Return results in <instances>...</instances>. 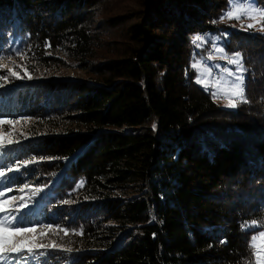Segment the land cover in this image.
<instances>
[{
  "label": "trees",
  "instance_id": "trees-1",
  "mask_svg": "<svg viewBox=\"0 0 264 264\" xmlns=\"http://www.w3.org/2000/svg\"><path fill=\"white\" fill-rule=\"evenodd\" d=\"M104 2L0 0V63L24 66L23 79L0 89V119H26L30 131L0 148V168L17 169L0 178V192L17 199L16 226H51L44 245H55L0 264H255L264 34L221 19L228 0H140L109 17ZM111 29L118 40H108ZM217 37L226 53L242 54L236 111L191 69ZM67 69L84 79L45 72ZM36 70L43 78L26 83Z\"/></svg>",
  "mask_w": 264,
  "mask_h": 264
},
{
  "label": "rangeland",
  "instance_id": "rangeland-1",
  "mask_svg": "<svg viewBox=\"0 0 264 264\" xmlns=\"http://www.w3.org/2000/svg\"><path fill=\"white\" fill-rule=\"evenodd\" d=\"M246 0H228V6H229V10L232 8V6L234 4L239 3L241 6L243 5H247V4H251L253 7H256L258 9H264L262 7H259L257 5L256 0H247V2H244ZM140 4V0H105V2L103 3V5L100 6V9L102 11V13L104 14V16H115V15H126L129 13L134 12V10H137ZM226 21L230 22L232 24L233 28H238L240 30L246 31V32H253V33H263L264 34V19H261L259 16H256V21H259L258 23L254 22L252 19H248L246 18L244 15H241L240 19H228L225 18ZM93 20L97 21L98 18H94ZM248 24H254V27L252 28H247L246 26ZM112 32L108 35V40H118L119 39V33L117 30H113L111 29ZM120 30V32H122V29H118ZM107 31V30H106ZM214 45L212 47L208 48V55L207 56H196L194 57V59L191 62V69L194 71L195 75H194V80L196 82L197 80V76H201V73L203 71L204 68H208L211 69V76L208 77L209 80H221L222 82L219 85V88L221 90H226V89H230L232 87V85L239 83V81L236 79L238 76H242L243 77V85H244V71H237V65L235 64H229L228 60L231 58H234L236 53H240V52H234V53H226V51L224 50V48L221 46V44L224 42V38H215L213 40ZM220 48L223 49L222 52H217L215 51V49ZM211 57V58H209ZM240 57H241V63H242V54L240 53ZM199 62L201 65L200 69L194 68L192 65ZM0 76H4V75H8V69H12L16 72H20L22 71V67L24 68V66L22 65V62H15V63H10V62H1L0 63ZM36 69H40V68H36ZM225 69L230 70L233 75L229 76L227 75V73L224 71ZM244 69V68H243ZM41 70V69H40ZM40 70H36L39 76L34 77L31 76L32 79L37 78V79H41L43 78V76L41 74H43L42 72H39ZM45 72L49 73L47 76H52V78L54 79H61V80H67V79H71V80H77V79H84V73H82L79 70H72V69H67V70H59L57 72H52L50 73V71L46 70ZM20 75V74H19ZM42 77H41V76ZM21 76V75H20ZM201 78L203 79V76H201ZM9 82L5 83L3 81H0V84H2L3 86L0 87V89L6 88L8 86V84H10V81H13V79H16L15 77H10ZM32 80L28 79V81H25L26 83L31 82ZM197 83V82H196ZM200 87H202L204 90L205 86L202 85L201 83H197ZM206 91H210L211 94L214 91H217V88L212 87L211 85L208 86ZM216 102H218L222 108L228 109V110H233L236 111L238 104L241 102V100H239L238 98H234L237 99V103H236V107H228V99L222 94V92L218 93V98H214ZM19 121V123H16L14 125H2L0 126V131H2L5 135H7L8 133H11V135L8 137L9 139H12L14 141V143H17L18 141H26V139L28 138L29 134V122L25 119V120H17ZM3 193L7 192V191H2ZM11 199V196L9 195H3L0 196V200L3 201H9ZM17 200V199H16ZM12 209L14 207V202L12 203ZM9 215V213H0V218L4 217L5 215ZM9 218H11V216L9 215ZM255 226V225H254ZM253 226V227H254ZM37 229V243H48L51 244L52 242L50 241V237L48 236V232L46 235H44L43 237L39 236V231L42 228H35ZM260 233V232H259ZM259 233H257L256 235H258ZM261 241H257V244L260 245Z\"/></svg>",
  "mask_w": 264,
  "mask_h": 264
},
{
  "label": "snow or ice",
  "instance_id": "snow-or-ice-1",
  "mask_svg": "<svg viewBox=\"0 0 264 264\" xmlns=\"http://www.w3.org/2000/svg\"><path fill=\"white\" fill-rule=\"evenodd\" d=\"M241 15H244L248 19H252L254 22L258 23L259 21H256V16H259L261 19H264V9H258L256 7H253L251 4L243 5L241 6L239 3L234 4L232 8L221 17V19L228 18V19H240ZM247 28L254 27V24H248L246 26ZM264 30V29H262ZM203 37L196 36L195 40L193 41L196 43L197 41H202ZM199 46V45H197ZM217 52H222L223 49L217 48L215 49ZM211 58V57H209ZM229 64H235L237 65V71H244L243 66L241 64V57L240 53H236L234 58H231L228 60ZM194 68L200 69L201 65L199 62L192 65ZM2 67V66H0ZM227 75L231 76L233 73L225 69L224 70ZM25 75L28 79H32L31 75H29L27 72H25ZM203 76V79L201 78ZM201 76H197V83H201L205 86V89L207 90L208 86L211 85L214 88H217V91L212 92L213 98H218V93L222 92V94L228 99V107H236L237 99L238 98L241 101H244V87H243V77L238 76L236 79L239 81V83H236L232 85L230 89L221 90L219 88L221 80H209L208 77L211 76V69L204 68ZM10 77H15L16 79H23V76H20L18 72L8 69V75L0 76V81H3L5 83L9 82ZM3 85L0 84V87ZM16 123H19V121H13V120H6V119H0V126L2 125H14ZM155 127V126H154ZM11 135V133H8L5 135L2 131H0V148L5 147L6 145H10L14 143L12 139H9L8 137ZM34 161H25L24 164L27 165L28 163H32ZM17 169H14L12 167H8L6 169L0 168V178H3L6 176L7 172H11ZM27 187V185H25ZM40 189H36L33 191V195H36L37 192H39ZM4 193L0 192V196H3ZM15 197L11 198L9 201H3L0 200V213H10L13 211L12 209V203L15 201ZM65 203H68L66 201ZM20 207H24L23 204L20 205ZM18 210V209H17ZM9 215H5L4 217L0 218V259H7L8 254L12 253H21V252H27L28 254H33L36 249L41 248H48L50 246L54 247L55 245H44L41 243H37V229L35 228H25V227H18L16 226L15 218H9ZM257 222L253 221L252 225L244 224L242 225L243 228L254 226ZM52 231L51 226H47L46 228H42L39 231V236L43 237L47 234V232ZM264 242V231H261L258 235H254L251 240V248H252V255L255 258V264H264V243H261L260 245L257 244V241ZM69 251H71L69 249ZM43 255V253H40Z\"/></svg>",
  "mask_w": 264,
  "mask_h": 264
},
{
  "label": "bare ground",
  "instance_id": "bare-ground-1",
  "mask_svg": "<svg viewBox=\"0 0 264 264\" xmlns=\"http://www.w3.org/2000/svg\"><path fill=\"white\" fill-rule=\"evenodd\" d=\"M244 2H247V0L244 1ZM200 36H201V37H204V34H201ZM212 46H213V45L211 44L210 47H212Z\"/></svg>",
  "mask_w": 264,
  "mask_h": 264
}]
</instances>
